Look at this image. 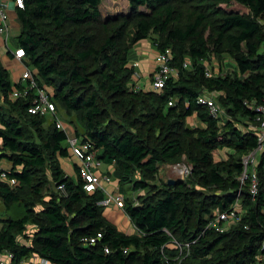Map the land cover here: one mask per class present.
<instances>
[{
    "label": "trees",
    "instance_id": "trees-1",
    "mask_svg": "<svg viewBox=\"0 0 264 264\" xmlns=\"http://www.w3.org/2000/svg\"><path fill=\"white\" fill-rule=\"evenodd\" d=\"M23 1L16 42L24 62L40 86L49 93L53 88L56 106L76 113L75 135L92 145L104 170L110 167L106 174L124 195L123 209L137 233L119 230L105 216L100 202L106 195L84 189L68 134L29 112L34 91L12 97L23 86L0 58V159L10 164L0 178V202L8 213L0 219V253L11 251L15 264L32 254L51 264H177L170 258L180 255L176 239L190 243L183 264H254L264 257V155L256 167L257 193L251 192V175L241 179L243 157L257 146L254 106L264 103V0H128V14L104 20L102 0ZM100 22L101 42L92 30ZM130 26L132 45L151 33L166 36L167 44L157 49H172L180 74L161 90L134 88V69L125 66L129 47L124 57L118 53ZM174 41L176 50L168 43ZM212 51L236 53L239 73L207 76ZM187 58L189 69L183 67ZM205 92L215 96L219 116L199 102ZM195 118L201 128L190 127ZM224 148L234 153L216 161L214 152ZM183 153L194 165L187 180L166 183L137 202L125 197L124 184L134 192L148 189L160 166L180 161ZM68 159L75 180L63 165ZM60 186L66 197L55 191ZM237 204L242 216L236 227L204 231L217 211ZM29 224L36 226L32 243H20ZM98 233L96 243L86 241Z\"/></svg>",
    "mask_w": 264,
    "mask_h": 264
},
{
    "label": "built area",
    "instance_id": "built-area-1",
    "mask_svg": "<svg viewBox=\"0 0 264 264\" xmlns=\"http://www.w3.org/2000/svg\"><path fill=\"white\" fill-rule=\"evenodd\" d=\"M17 7H24L23 0H15ZM0 35L4 36L6 45L8 46V41L11 37V26H10V16L8 11V4L4 1H0ZM15 58L19 59L23 63V70L20 73L19 83L22 84V89L15 88L12 97L19 98L21 96L29 94L32 90L36 94L33 100V105L30 107L29 112L32 114H38L41 116L54 115L56 116V106L52 100V96L43 86H40L33 69L29 67L25 62V51L23 48H16L11 50ZM173 51L171 48H167L164 51H158L155 56L154 70L152 72V78L150 83V88L154 90H161L169 78H178L180 74V68L175 66L173 63ZM137 63H132L134 69L133 79L134 88L136 90L142 89L139 84V79L141 77L140 72L136 69ZM183 67L189 69L191 63L188 60L183 62ZM206 75L211 76L213 73L207 66ZM199 102L205 104L209 107V110L213 116H219L222 109L218 104L217 100L212 93H202L199 96ZM169 104H172L170 102ZM257 116V124L254 127L257 136V146L247 155L243 157L244 172L242 174V181H245L249 175H251V192L253 194L257 193L258 190V179L256 178V167L260 161V157L264 155V103L260 105H255ZM57 128L66 131L68 134V144L73 151L74 155L80 159V176L84 181V189L88 192L96 191L101 189L105 193V198L100 202L104 206H112L116 204L122 210H124V195L120 192L119 186L117 189L110 190L107 184L112 183V178L106 174L104 170V163L102 160L98 159L93 151H90L92 145L87 141H83L77 135H70L65 125L61 123L60 120L56 118L55 120ZM178 170L185 177H188L192 168L186 164L179 165ZM5 165L2 164L0 159V178L5 179L7 177V172ZM252 170V171H251ZM10 183L15 184V179H10ZM63 189L62 186L59 187ZM240 207L235 205L233 208L227 211H217L213 217L209 220L204 231L208 229H214L218 232L227 231L228 225L238 224L241 220V214H239ZM137 231V230H136ZM203 231V233H204ZM102 237L101 233L97 236H92L86 241L90 244L96 243L98 238ZM172 243L179 250L180 256L188 255L190 252V243L180 242L173 239ZM164 246L162 247V251ZM106 252H110L106 249ZM127 252V250H125ZM33 255V257L24 258L19 262V264H51L46 258L38 257ZM0 264H15L13 262V253L9 250H5L0 253Z\"/></svg>",
    "mask_w": 264,
    "mask_h": 264
},
{
    "label": "rangeland",
    "instance_id": "rangeland-1",
    "mask_svg": "<svg viewBox=\"0 0 264 264\" xmlns=\"http://www.w3.org/2000/svg\"><path fill=\"white\" fill-rule=\"evenodd\" d=\"M129 6L130 5H129L128 0H102L101 6H100L101 20L113 19L117 15H120V16L126 15V14H128L130 12V7ZM102 22H100V23L96 24L95 26H93L94 28L92 29L93 32L96 33V36H97L96 40L100 41V42L103 40V36H104V32H105L103 27H102ZM120 25H122V20L119 21V22L114 23L113 25H111V28L117 29L118 27H120ZM132 28L133 27L130 26V28L128 30V33H127V35H126V37L124 39V43L121 45L123 50H119V52H118L119 55L121 53V57H124V53L126 52L124 48L125 47H129V52L126 55L128 62L125 65L126 67H129V68L132 67V63H131L132 61L131 60H135L134 59L136 57L135 56V52L139 51L140 48L145 47V46H143V44L141 42L137 43V44H134V45L131 44L130 39L132 37V34H131ZM11 41H12L13 45L15 46V43H17L16 42V37L11 38ZM147 43L151 44L152 46H154L157 49L159 47V45H161L163 43L167 44L166 36L165 35H161V34L151 33L150 38H149ZM168 43L173 48V50H176L178 45H179V43L175 42V41L174 42H168ZM236 56H237L236 53H229V52L216 53V52L212 51L209 54L208 58L206 59V63L208 65L209 69L211 70V72L214 75L219 74L221 71L223 73H230L232 75L233 74H238L239 70H238V67H237ZM114 58L117 59L115 61V66L117 68H119L120 65H121V62L118 60L117 54L114 55ZM187 60L190 61L189 58H187ZM13 67L14 66L10 67V70L13 73L12 78H13V80H17L20 77V72L17 71ZM14 73H16V74H14ZM149 76L150 77L146 76L145 78H142L143 81L142 80L139 81V84H140V82H142V84H140L142 89H148L147 87L151 83L152 74H149ZM144 81L148 83V86L146 85L144 87V84H143ZM51 92L53 93V88H50V93ZM216 94L218 95V93H216ZM55 106H56V104H55ZM223 116L225 117L224 113H223ZM46 117H48L46 125H48V121L49 122L52 121V120L55 121L56 118H57L58 120L61 121L62 124L65 125V127L68 130L70 135L76 134L75 128L78 126L77 115H76L75 112H68L61 105L60 102H58V106H56V116L51 114V115H46ZM112 117L114 119L118 120V117L116 115H113ZM189 125L193 129H197V128H201L202 127L201 123L198 120H193V122L189 123ZM232 153H234V151L232 149H229V148L218 149V150H216L214 152V157H215L216 161H222V160L228 159L231 156ZM5 163L8 164L9 162L6 160ZM73 163H74L73 160L72 161H65V160L63 161V165L65 166V170H66L67 174L72 179L75 180L77 175H75L73 173V169H72V164ZM181 164L188 165L189 167L192 168V171L194 169V165L189 160V158L187 156V153H183V156L180 159V161L174 162V163H165V164H162L160 166V169H159V172H158L157 176L148 179V182L151 184V187H149L148 189H143V190H139V191L134 192V190L132 189V186L130 184H124L123 191H124L125 197L128 198L129 200L137 202L139 199H141L143 197H146L147 195H149L151 193H154L157 189H161V188L165 187V184L169 183V180H176V181H178V180H187L189 177H185L178 170V168H180L179 165H181ZM9 165L10 164H8L7 166H9ZM189 176H191V175H189ZM52 185L55 186V184H52ZM58 188L56 187L55 191H61L59 193L61 195H63L64 197H66L67 193L65 191H62L63 189H60V188L58 189ZM200 189H203V188H200ZM45 194L47 195V191H46ZM40 208H41V205H37L36 209L40 210ZM107 208L108 209L116 208V209H118V210L123 212V210L119 206H117L116 204H113L112 206H106L104 208V213H105V216L108 219H110V217H112V213L109 210H107ZM3 209H4V206H3L2 202H0V219H4L8 215V213L5 210H3ZM14 210H15V208H14ZM12 213H13L14 216H18L19 214L22 213V208H19L18 211H13ZM237 225L238 224L228 225L227 226V231H229L230 229L236 227ZM4 227L5 226H4L3 222H1V220H0V230L4 229ZM35 230H36V226L34 224H29L27 226L25 235H20L19 236V238H18L19 242L20 243H25V244H31L32 243V236L35 233ZM125 232H127L128 234H132V230L130 229V227L129 228L125 227ZM136 233H137V231H136ZM183 243H186V242H183ZM173 247H176V246L173 244ZM170 256H171L170 258L176 259L177 264H183V260L185 259V257H187V255H183V256L179 255V258L176 257V256H172V255H170ZM254 264H264V257L260 256L258 261L255 262Z\"/></svg>",
    "mask_w": 264,
    "mask_h": 264
},
{
    "label": "crops",
    "instance_id": "crops-1",
    "mask_svg": "<svg viewBox=\"0 0 264 264\" xmlns=\"http://www.w3.org/2000/svg\"><path fill=\"white\" fill-rule=\"evenodd\" d=\"M0 1H4L8 4V11H9V16H10V26H11V37H10V40L8 41V46L6 45L4 36L0 35V58L3 62V64L9 70H10L11 66H14L13 68H15L17 71H19L21 73L23 68H24L23 63L21 60L15 58L14 53L11 51V50L18 48L17 43H15V46H14L12 41H11V38L16 37L20 32L19 31L20 30V24L18 22L17 12H16L17 11V5L15 3V0H0ZM148 40L149 39H147L145 41H141V43L145 47H142V48H140L139 51H136L135 52L136 57L134 58L135 60H131L132 61L131 63H134V62L137 63L136 69L141 74L140 81L142 80V78H145L146 76L150 77L149 74H152V72L154 70V65H155L154 64L155 56H156V53L158 52V50L154 46L147 43ZM14 74H16V73H14ZM11 76H13L12 72H11ZM19 79H20V77H19ZM19 79L13 80V81L18 82ZM140 84H142V82H140ZM143 84H144V87L146 85L148 86V83L145 81ZM147 88H150V85ZM193 120H196V118ZM5 161H6L5 159L1 160L2 164L3 165L5 164L7 166L9 163L6 164ZM68 161H72V160H68ZM109 168H110L109 166H107V165L105 166V170H108ZM117 186L118 185L116 182H112V183L107 185V187L110 190L117 189ZM3 210H5V207ZM107 210H109L112 213V217H110V220L118 227L119 230L125 231V227H128V228L130 227V229L132 230V234L136 233V228L131 223L129 217L126 215L124 210H123L124 213L122 211L116 209V208H114V209H108L107 208ZM33 255H36V254H32V256H30V257H33Z\"/></svg>",
    "mask_w": 264,
    "mask_h": 264
},
{
    "label": "water",
    "instance_id": "water-1",
    "mask_svg": "<svg viewBox=\"0 0 264 264\" xmlns=\"http://www.w3.org/2000/svg\"><path fill=\"white\" fill-rule=\"evenodd\" d=\"M177 181L176 180H169V184H175Z\"/></svg>",
    "mask_w": 264,
    "mask_h": 264
}]
</instances>
